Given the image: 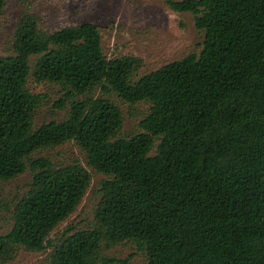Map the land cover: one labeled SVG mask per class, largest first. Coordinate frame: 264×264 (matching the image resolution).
I'll use <instances>...</instances> for the list:
<instances>
[{
	"label": "trees",
	"instance_id": "16d2710c",
	"mask_svg": "<svg viewBox=\"0 0 264 264\" xmlns=\"http://www.w3.org/2000/svg\"><path fill=\"white\" fill-rule=\"evenodd\" d=\"M29 5V0H19ZM191 13L200 53L139 77L144 61L109 57L96 24L51 30L30 10L0 56V264L21 249L50 250L49 264H112L133 245L147 264H264V0H165ZM7 0H0V26ZM58 88L63 121L36 128ZM128 106L145 104L139 132L123 134ZM74 142L80 163L57 166L42 152ZM89 169L105 178L85 228L53 234L84 203ZM30 173L13 208L3 184Z\"/></svg>",
	"mask_w": 264,
	"mask_h": 264
},
{
	"label": "rangeland",
	"instance_id": "374dc122",
	"mask_svg": "<svg viewBox=\"0 0 264 264\" xmlns=\"http://www.w3.org/2000/svg\"><path fill=\"white\" fill-rule=\"evenodd\" d=\"M31 11L51 30L80 25L96 24L103 36V46L107 55L135 56L144 61L139 77L181 60L193 53H200L204 33L195 25L191 13H178L171 10L165 0H29V5L19 0H7L6 14L0 26V56L9 54V45L16 22L25 11ZM36 93L50 96L52 103L44 107L36 118V128L43 123L63 121L68 117L69 108L57 109L53 102L61 95L58 88L32 84ZM125 115L123 134L132 136L139 132V124L148 112V106L138 104L128 106L116 96ZM46 157L57 166L80 163L87 167L84 153L74 142H68L56 149L42 152L38 157ZM93 181L91 189L78 212L64 223L53 237L68 228H85L92 220L94 210L100 200L98 189L104 176L89 169ZM32 180L30 173L9 183L3 184L2 200L13 208ZM13 227L11 213L0 210V235ZM50 250L42 253L21 249L16 259L7 264H49ZM112 264H147L144 252L133 245L117 246L106 252Z\"/></svg>",
	"mask_w": 264,
	"mask_h": 264
}]
</instances>
